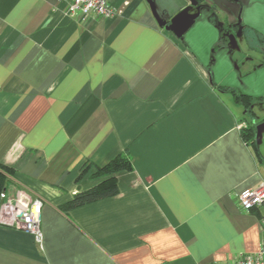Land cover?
<instances>
[{
	"label": "crops",
	"instance_id": "1",
	"mask_svg": "<svg viewBox=\"0 0 264 264\" xmlns=\"http://www.w3.org/2000/svg\"><path fill=\"white\" fill-rule=\"evenodd\" d=\"M71 1L0 0L5 190L42 202L40 242L0 226V264L255 253L263 211L239 197L264 184V0H106L111 19ZM117 157L130 170L93 176ZM107 178L115 195L65 208Z\"/></svg>",
	"mask_w": 264,
	"mask_h": 264
},
{
	"label": "built area",
	"instance_id": "2",
	"mask_svg": "<svg viewBox=\"0 0 264 264\" xmlns=\"http://www.w3.org/2000/svg\"><path fill=\"white\" fill-rule=\"evenodd\" d=\"M67 13L78 18L89 15L106 19L115 17L113 8L106 0H72ZM239 203L244 210L256 208L263 211L259 249L253 254H238L231 260L214 264H264V184L242 194ZM41 208L42 202L38 199L26 201L21 196L14 199L3 190L0 193V226L27 233L40 242Z\"/></svg>",
	"mask_w": 264,
	"mask_h": 264
},
{
	"label": "trees",
	"instance_id": "3",
	"mask_svg": "<svg viewBox=\"0 0 264 264\" xmlns=\"http://www.w3.org/2000/svg\"><path fill=\"white\" fill-rule=\"evenodd\" d=\"M264 65V49L262 50ZM235 99L243 104L246 108L249 107L248 97L242 94H234ZM244 141L249 145H254V130L252 127L248 126L246 129L241 131ZM131 166L127 159L122 157H117L112 160L108 165L101 169H97L93 176L95 177H105L110 176L120 170H130ZM13 176V171L5 166L0 165V193L5 190L6 184L11 181ZM98 179V178H96ZM11 183H13L11 181ZM117 193L116 183L113 178H107L105 181L101 182L94 188L80 192L73 196V198L65 205V208L71 209L79 207L96 200L106 198Z\"/></svg>",
	"mask_w": 264,
	"mask_h": 264
}]
</instances>
